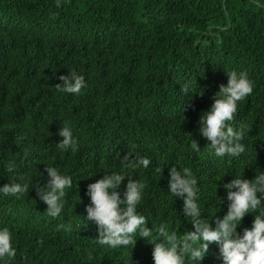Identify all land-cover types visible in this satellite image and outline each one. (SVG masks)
I'll use <instances>...</instances> for the list:
<instances>
[{"label": "trees", "instance_id": "16d2710c", "mask_svg": "<svg viewBox=\"0 0 264 264\" xmlns=\"http://www.w3.org/2000/svg\"><path fill=\"white\" fill-rule=\"evenodd\" d=\"M72 71L87 85L78 95L55 87ZM230 71L247 73L253 92L228 122L244 126V153L219 157L199 120ZM63 126L76 151L56 146ZM126 154L150 164L124 167ZM46 166L72 178L56 218L36 195ZM171 167L192 170L201 216L213 227L230 203L223 185L264 173V0H0V188L29 184L19 198L0 192V230L9 229L16 249L0 264H154L162 224L178 239L194 231L183 199L170 194ZM113 173L125 176L121 198L128 179L145 185L137 213L152 235L137 230L134 247L100 245L98 226L86 219L87 185ZM262 212L264 198L237 232ZM185 264H223L219 246Z\"/></svg>", "mask_w": 264, "mask_h": 264}, {"label": "clouds", "instance_id": "9594fccd", "mask_svg": "<svg viewBox=\"0 0 264 264\" xmlns=\"http://www.w3.org/2000/svg\"><path fill=\"white\" fill-rule=\"evenodd\" d=\"M63 0H56L60 7ZM227 84H220L215 93L214 102L210 109L201 115L199 134L209 141L215 154L223 157L225 154L237 157L244 153L245 146L241 143L245 128L232 127L228 122L234 119L237 112V102L253 92V83L247 73L236 71L226 72ZM62 84L55 85L58 91L68 94H80L87 85L82 75L72 71L59 77ZM188 85L181 88L187 93ZM203 95V92H200ZM59 136L62 140L56 145L61 150H77L78 142L73 137L72 129L61 127ZM192 148L199 151L197 141L193 139ZM27 155V153H25ZM126 154L123 157L124 167L136 169L147 168L150 160L144 157H134ZM16 167L14 161L8 162L6 168L12 171ZM49 177L47 184L36 188V195L47 205V214L53 218L62 211V200L65 189L71 188L72 178L61 175L55 167L46 166ZM155 172L162 175L163 169L157 167ZM122 174H105L101 179L87 185L86 195L90 205L86 206L88 221L98 226L97 242L102 246L117 248L136 244L134 236L139 230L140 238H148L152 230L146 227V217L137 213V206L142 199L145 185L139 180L128 179L126 190L121 198L117 189L124 181ZM197 178L190 168L171 167L169 170V191L175 197L183 199V214L191 223L194 231L187 232L182 239L177 233H168L167 225L159 227L157 236L162 242L149 240L154 243L152 252L154 264H185V258L199 262L209 251V245L219 246L223 264H264V212L256 215L251 229L245 228L243 233L237 232L246 214L256 212L261 208L264 198V173H259L253 180L235 178L223 187L227 190V214L221 219L214 217L215 227L210 220L202 218L198 200ZM29 191L28 183H8L0 188L6 196L19 195ZM259 194V195H258ZM213 219V218H212ZM16 249L12 246V237L8 228L0 230V258H15Z\"/></svg>", "mask_w": 264, "mask_h": 264}]
</instances>
